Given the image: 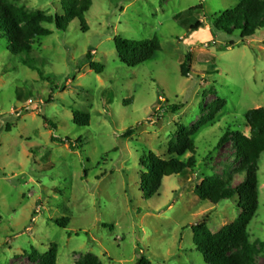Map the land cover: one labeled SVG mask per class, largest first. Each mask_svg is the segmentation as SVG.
<instances>
[{
  "label": "rangeland",
  "instance_id": "rangeland-1",
  "mask_svg": "<svg viewBox=\"0 0 264 264\" xmlns=\"http://www.w3.org/2000/svg\"><path fill=\"white\" fill-rule=\"evenodd\" d=\"M63 1L15 2L56 16ZM240 1L93 0L88 32L79 20L66 32L48 25L52 35L18 56L0 28V264H41L52 244L57 264L89 256L101 264H138L141 257L152 264H206L193 228L205 222L216 233L240 210L238 198L214 205L195 189L214 175H233L235 186L243 182L233 138L237 132L249 137L246 114L264 109V29L241 41L238 33L217 34L211 24ZM197 23L202 27L192 31ZM118 36H157L162 50L129 68L119 58ZM188 54L192 71L184 78ZM88 55L104 66L101 75L84 63ZM218 100L226 106L192 137L196 167L165 178L159 194L145 199L143 162L149 164L151 153L169 160L179 126L194 127ZM75 111L90 114L88 127L74 124ZM227 134L231 140L217 149ZM258 177L259 209L248 234L253 264H264V154ZM63 219L66 228L57 225Z\"/></svg>",
  "mask_w": 264,
  "mask_h": 264
},
{
  "label": "trees",
  "instance_id": "trees-1",
  "mask_svg": "<svg viewBox=\"0 0 264 264\" xmlns=\"http://www.w3.org/2000/svg\"><path fill=\"white\" fill-rule=\"evenodd\" d=\"M16 0H0V28L5 30L9 41V51L18 56L29 54L33 49V42L52 35L48 25H55L56 29L66 32L74 20H79L84 33L89 31L86 14L90 11L93 0H64L62 3L63 14L49 15L45 11L31 12L16 4ZM211 24L217 34H226L231 37L238 33L241 41L253 39L256 33L264 29V0H241L235 7L225 10L211 17ZM202 25L197 23L190 29L198 32ZM115 46L119 58L129 68L139 67L151 61L162 50L161 41L157 36L147 40H133L122 37L115 38ZM192 55L185 57L181 65V76L188 78L192 71ZM85 64L91 70L101 75L104 66L93 61L89 55ZM132 100L126 101L131 104ZM225 100H218L209 107V113L192 128L179 126L177 142L170 148L169 160L151 153L143 164L147 173L142 179V193L145 199H152L159 194L165 178L180 175L196 167V147L192 137L205 125L213 122L216 116L226 106ZM178 111L179 107H172ZM246 123L250 128V136L237 132L233 138L235 160L238 165L236 174L243 176V182L234 185L233 175L226 179L217 175L207 177L195 189L201 201L218 205L223 201L238 198L237 207L240 216L233 223L222 227L218 232L212 233L205 222L197 224L194 228V245L203 255L206 264H253L255 247L249 242L248 229L259 209V177L261 156L264 154V109H253L246 114ZM91 116L88 112L75 111L74 124L79 127H88ZM53 130H57L54 123L45 120ZM54 141L64 142L62 139L53 138ZM231 140L230 135H225L219 142L217 149H222ZM71 142L70 140H67ZM82 145V139L76 142L77 149ZM186 154H192L190 159L184 161ZM68 219L57 221V225L66 228ZM38 253L31 257L38 260ZM58 246L52 244L49 251L40 259L41 264H57ZM101 264L92 256L83 263ZM138 264H152L146 257H141Z\"/></svg>",
  "mask_w": 264,
  "mask_h": 264
}]
</instances>
